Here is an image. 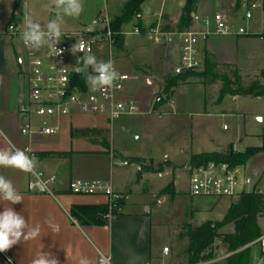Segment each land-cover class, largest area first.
Instances as JSON below:
<instances>
[{
    "label": "crops",
    "instance_id": "1",
    "mask_svg": "<svg viewBox=\"0 0 264 264\" xmlns=\"http://www.w3.org/2000/svg\"><path fill=\"white\" fill-rule=\"evenodd\" d=\"M123 1L125 7L129 0ZM257 1L261 8V18L260 22H254L249 26V34H238L235 28L228 34L210 33L202 43L203 51H206L219 64V68L231 65L237 67L241 74L259 73L264 69V37L256 36L264 34V12L261 0ZM27 2L28 0H24L22 5L21 0H15V5L9 12L8 7L0 8V132L3 133L0 135V147H8L10 141L12 146L36 159L37 170L43 171L46 175H55L57 179L51 185L52 192H38L30 189L33 175L11 167H0V175L11 180L16 190L24 197V200L17 204L0 201V212H3L5 206H9L24 216L30 225L41 226V233L37 238L21 239L10 249L0 252V264H31L38 251L50 253L58 264H79L81 257H87L92 264H98L101 256L110 257L114 264H168V260L171 259L169 253L164 252L165 244L162 245L154 238L151 214L140 209L139 206L148 201L149 197H153L157 191L166 187L171 172L168 168L159 173H153L147 169L142 171L139 168L142 165L137 162V159L154 156L131 152L116 142L120 139L119 135L123 130L131 124L130 116L135 115H126L118 120L110 121L105 116L76 114L54 119L53 122L59 126L55 135L26 136L22 134L21 129L25 124L31 123L37 126L43 122V119L35 113L24 112L25 107L30 104V79L24 58L25 51L7 32V25L10 22H15L25 29V21L29 19L25 7ZM107 2L108 0H83L80 20L84 27L86 23L89 21L92 23L102 14V9L106 8ZM185 3L186 0H162L159 9L153 11L144 1L141 20L134 19L129 24L138 26L140 23L141 30L145 32L158 24L161 15L162 25L168 24L177 28ZM246 4L247 0H198L196 13L202 17H212L216 13H223L234 21V27H236V22L245 19ZM124 7L119 14L108 13L104 16H118ZM50 20L52 19L40 24L46 29ZM250 20H253V14ZM85 29L62 30L61 27V32H79ZM149 43L144 34L129 36L128 39L125 36L120 47L123 49L122 56L130 62L131 71L117 70L119 73L132 76L124 97L136 99L140 111L142 109L145 115L150 114L152 110L149 102L146 104L144 102L142 105L139 103L138 99L143 94L141 91L154 85L156 63L162 62L164 66V58L159 49L164 46L152 44L154 51L151 54L150 48L147 47ZM169 48L173 50L176 61V48ZM141 65L148 66L150 74L138 70ZM161 80L162 78L157 80L155 85L157 89L158 81ZM193 86L202 87L204 90V99L200 102L203 114H217V112L225 114L227 111L222 109V105L228 98L247 99L260 103L261 107H264L263 97L226 95L221 101L218 100V96L217 99L206 100L205 93L208 88H205L199 80L194 82L187 80L174 89L168 102L163 104L160 111L165 107L175 108L176 104L172 99L177 92ZM209 104L214 106L209 107ZM231 112L240 114L238 111ZM257 116L259 120H262L261 115ZM223 129H226V125ZM76 130H95V132L90 135H77L73 133ZM105 132L108 139L96 138L99 135L104 136ZM263 133L244 134L238 142L217 144L214 150L207 152L220 150L231 144L242 147L241 144L246 143L244 150L253 146L249 143H254V140H260L259 138L262 142L257 146H261ZM193 143L189 145V148L186 147L190 149L188 159L194 154L203 153L194 152L191 149ZM26 148H30V151L27 152ZM238 151L242 150L238 149ZM124 162L128 164L124 165ZM185 176L188 183L187 172ZM175 178V192L183 193L184 191L177 187L182 179L181 174L177 173ZM73 180H101L109 183L115 194L122 196L118 209L109 216L106 224L81 225L72 217L71 208L74 205H107L111 202V197L107 195L71 192L69 184ZM187 193L189 194V185ZM236 199L225 206L226 211ZM121 206H123L122 210H120ZM46 220L58 224L60 230L53 232L45 223Z\"/></svg>",
    "mask_w": 264,
    "mask_h": 264
},
{
    "label": "rangeland",
    "instance_id": "2",
    "mask_svg": "<svg viewBox=\"0 0 264 264\" xmlns=\"http://www.w3.org/2000/svg\"><path fill=\"white\" fill-rule=\"evenodd\" d=\"M0 1V8L4 9L8 7V12L15 5V0ZM253 1L256 0H247V3ZM161 2L162 0H145V4L149 5L153 11L159 9ZM23 3L24 0H21L22 5H24ZM123 4H125L123 0H108L106 8L103 7L102 9L101 15L108 13L111 15L119 14L124 7ZM25 5L27 15L33 21L43 23L50 18H56V10L48 7L49 0H28ZM260 10V6L252 9L253 20H240L235 23L236 27L234 29L236 28L237 30L239 27H244L248 31L249 26L254 24V22H260ZM107 17L111 22L116 16ZM61 24L62 30H76L87 28L91 24V21L86 23L84 27L80 16H65ZM133 27L132 24L123 25L122 31L127 32ZM138 27L141 28L139 25ZM128 38L129 36H126V39ZM152 44L154 43L150 42L147 44L151 54L154 51ZM92 48V55L97 60H111L116 70L131 71L129 67L130 62L122 56L123 49L120 46L117 49H111L107 41H93ZM159 49L164 58L165 68L161 64L162 62L156 63L154 85L145 91H141L143 94L138 99L141 105L144 102L145 104L149 102L152 111L150 114L145 115L141 109L138 115L130 116L131 119L129 121H131V124L123 130L119 135L120 139H117L116 142L119 146L131 152H140L146 156H154L151 158L139 157L137 159V162L142 165V171L147 169L153 173H159L164 172L165 168H168L171 172L170 180L166 187L157 191L153 197H149L148 201L143 202L139 207L151 214L154 238L169 248L171 260H168L167 263L189 264V240L186 236L188 226L200 225L207 220L213 222L221 221L226 213L225 206L236 198L215 200L209 197H193L187 193L188 183L185 173L187 172V167L190 165L191 158L188 159L190 149L187 148L194 142L191 147L194 152H207L214 150L217 144L226 145L238 142L244 134L263 133L264 107H261L260 103L247 99L235 100L228 98L222 105V109L227 111L225 114H219V112L217 114H203L201 113L200 102L204 99V90H202V87L193 86L187 90H179L177 92L176 96L172 99L176 104L175 108L169 109L165 107L160 111L163 103H155V98L165 90L163 77L173 71L176 61L171 48L164 46L162 49ZM139 69L145 74H150L149 67L146 65L139 66ZM218 70L220 73H230L231 69L220 67ZM257 74L255 72L242 74L244 82L249 83L251 80H255ZM160 78L162 80L158 81L159 88L157 89L155 85ZM187 80L194 82L199 80V78L190 76L186 80L181 81V83L184 84ZM262 83L264 84V79H262ZM220 84L218 81L217 84L206 89V100L217 99V96L219 98L218 90ZM210 106L213 107L214 105L209 104ZM231 111H238L240 114H234ZM257 115H261L262 120H259ZM224 125H226V129H223ZM103 137L108 139L106 132L104 136H96L97 139H104ZM259 139L249 144L253 145V147L260 145L262 141L261 138ZM231 145H233L234 149H241L243 151L246 143L241 144L242 147L236 146L237 144ZM228 147L229 145L219 151L225 152ZM246 172L251 177L253 183H256V191L263 193L264 152H259L249 159L246 164ZM177 173H180L182 178L177 187L179 190L184 191L180 194H177L174 188ZM260 225L264 231V217L261 219ZM231 232H233V225H227L219 230V233L222 234ZM211 250L212 258L200 264H224L227 251L219 238L215 240ZM258 263L264 264V253L261 251L259 244H254L252 246L250 264Z\"/></svg>",
    "mask_w": 264,
    "mask_h": 264
},
{
    "label": "built area",
    "instance_id": "3",
    "mask_svg": "<svg viewBox=\"0 0 264 264\" xmlns=\"http://www.w3.org/2000/svg\"><path fill=\"white\" fill-rule=\"evenodd\" d=\"M258 6V1L247 3L244 18H252V9ZM155 27L143 32L140 27L134 26L127 32L121 31L124 36H137L144 34L147 40L156 44L176 48L177 59L172 73L177 75L187 71H202L204 68V51L202 43L210 33L228 34L234 29V21L223 13H216L212 17H202L193 13L189 26L183 31H164L161 29L162 20ZM21 28L17 23L7 25L9 36L17 41L25 51V61L30 79V104L24 112H33L43 119L37 126L25 124L21 132L26 136L55 135L59 126L53 120L76 114L100 115L115 121L126 115H137L140 107L136 99L125 98L126 87L132 80L127 73H120V78L112 88L106 90H92L87 81L86 74L77 72L76 68L83 67V57L92 54L93 41H107L111 49H117L121 41L116 37L119 33L111 28L107 16L99 15L83 31L61 32V40L56 45L64 51L57 53L47 46L39 50L27 47L22 40ZM46 30V29H45ZM238 34H249L244 27L237 29ZM84 34L91 35L86 50L73 55L70 51L73 44L80 40ZM96 37V38H95ZM87 49H90V53ZM79 59V62H77ZM87 73H92L89 67ZM94 74V73H92ZM169 98L162 93L155 98V103H167ZM29 152L30 148H26ZM124 162V165H127ZM141 169V167H139ZM39 177L33 176L30 189L38 192H52L51 185L56 181L55 175H46L37 170ZM189 194L193 197H209L214 199L238 198L244 192L253 191L256 183L246 172L244 165L231 166L228 163L210 162L208 164H195L187 167ZM69 190L77 194H103L111 197L114 211L118 209L122 196L114 193L111 185L101 180H73ZM262 235L254 242L259 244L264 253ZM253 244V245H254ZM164 247V252L169 253ZM106 258L109 264H114L110 257Z\"/></svg>",
    "mask_w": 264,
    "mask_h": 264
},
{
    "label": "trees",
    "instance_id": "4",
    "mask_svg": "<svg viewBox=\"0 0 264 264\" xmlns=\"http://www.w3.org/2000/svg\"><path fill=\"white\" fill-rule=\"evenodd\" d=\"M145 0H129L122 13L111 21V28L119 34L116 36L119 41L124 39L121 34L123 25L129 24L134 19L141 20L142 5ZM264 12V0H261ZM198 0H186L181 20L177 28L168 24L161 25L164 31H183L189 26L192 14L196 12ZM140 25V23H138ZM264 37L262 35H256ZM121 46V45H119ZM219 64L204 51V68L202 71H187L181 74L172 72L165 75V90L167 98L173 94L174 89L188 77L199 78V82L209 88L219 81V101L226 95L252 96L264 98V69L257 75L255 80L249 83L244 82V76L237 67L224 65L223 68L231 69L230 73H220ZM165 101L163 102V104ZM95 130L73 131L77 135H90ZM261 146H249L243 151H238L229 145L227 151H212L194 154L190 158V164H208L210 162L228 163L231 166L246 165L251 157L259 152H264ZM114 202L107 205H74L71 208V215L81 225H104L108 222L109 216L114 212ZM264 215V193L254 189L242 193L231 203L221 221L207 220L200 225L188 226L186 236L189 240L188 251L189 264H200L212 258V246L216 239H220L227 251L224 264H250L252 246L262 235V228L259 220ZM227 225H233V232L219 233V230ZM212 264V263H210Z\"/></svg>",
    "mask_w": 264,
    "mask_h": 264
},
{
    "label": "clouds",
    "instance_id": "5",
    "mask_svg": "<svg viewBox=\"0 0 264 264\" xmlns=\"http://www.w3.org/2000/svg\"><path fill=\"white\" fill-rule=\"evenodd\" d=\"M48 7L56 10V18L50 20L45 27L32 19L25 21V30L22 32L24 44L35 50L47 46L60 55L64 50L58 49L56 45L61 40V23L65 16L79 17L83 12V0H50ZM87 43L82 39L72 45L70 51L73 55L77 52H84ZM90 53V49H87ZM79 62V59L78 61ZM92 73H87L88 68ZM77 72L86 74V81L92 90H106L112 88L115 82L120 78V73L115 69L113 62L100 61L89 54L83 57V67L76 68ZM0 135H3L0 132ZM8 147H0V167L15 168L22 172L29 173L39 177L37 172V161L30 157L25 151L15 148L8 142ZM24 200V197L16 190L11 180L0 175V201L17 204ZM46 224L53 232L60 230L58 224L51 220H46ZM41 226L39 224L30 225L21 214L13 208L5 206L3 212H0V252L10 249L13 245L23 240L35 239L40 236ZM264 241V237L261 238ZM31 264H58V261L50 253L38 251ZM79 264H92L87 257H81ZM100 264H109L106 258H102Z\"/></svg>",
    "mask_w": 264,
    "mask_h": 264
},
{
    "label": "water",
    "instance_id": "6",
    "mask_svg": "<svg viewBox=\"0 0 264 264\" xmlns=\"http://www.w3.org/2000/svg\"><path fill=\"white\" fill-rule=\"evenodd\" d=\"M91 38H92L91 35H89V34H88V35H87V34H84V35L81 36L80 39H82L84 42L87 43L88 41L91 40ZM122 208H123V206L120 207V210H122Z\"/></svg>",
    "mask_w": 264,
    "mask_h": 264
}]
</instances>
